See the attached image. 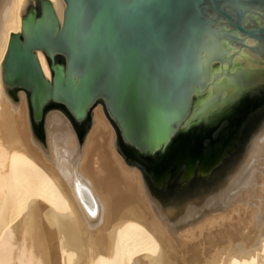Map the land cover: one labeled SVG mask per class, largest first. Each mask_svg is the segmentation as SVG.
I'll return each mask as SVG.
<instances>
[{
  "label": "water",
  "instance_id": "obj_1",
  "mask_svg": "<svg viewBox=\"0 0 264 264\" xmlns=\"http://www.w3.org/2000/svg\"><path fill=\"white\" fill-rule=\"evenodd\" d=\"M61 1L19 4L1 53L6 96L25 95L45 155L61 112L81 155L101 103L170 232L224 214L264 152V0ZM246 118L240 146L212 152ZM214 131L218 143L202 147Z\"/></svg>",
  "mask_w": 264,
  "mask_h": 264
},
{
  "label": "bare ground",
  "instance_id": "obj_2",
  "mask_svg": "<svg viewBox=\"0 0 264 264\" xmlns=\"http://www.w3.org/2000/svg\"><path fill=\"white\" fill-rule=\"evenodd\" d=\"M19 4L0 0V264H264V152L230 208L189 223L181 237L157 214L137 170L124 166L102 104L81 155L62 112L50 122L45 155L25 95L16 105L1 77Z\"/></svg>",
  "mask_w": 264,
  "mask_h": 264
},
{
  "label": "flooded vegetation",
  "instance_id": "obj_3",
  "mask_svg": "<svg viewBox=\"0 0 264 264\" xmlns=\"http://www.w3.org/2000/svg\"><path fill=\"white\" fill-rule=\"evenodd\" d=\"M250 112L254 113L255 110L250 111ZM252 122L253 121L247 120V118L243 119L242 121L240 120V124H239L238 130H237L238 133L230 135L221 147L218 145V148L216 150H213L212 152H234L236 150V148H238L240 146V144L243 141V138L246 136V134L251 129ZM215 136L216 135H215V131H214V132L209 134L208 138H204L202 141H200L199 144L202 147H207L208 145L212 146L215 144V142L218 143L216 141L217 138Z\"/></svg>",
  "mask_w": 264,
  "mask_h": 264
},
{
  "label": "snow or ice",
  "instance_id": "obj_4",
  "mask_svg": "<svg viewBox=\"0 0 264 264\" xmlns=\"http://www.w3.org/2000/svg\"><path fill=\"white\" fill-rule=\"evenodd\" d=\"M161 141H156L155 143H153L152 145H151V147L152 148H155L156 147V145L158 144V143H160Z\"/></svg>",
  "mask_w": 264,
  "mask_h": 264
},
{
  "label": "rangeland",
  "instance_id": "obj_5",
  "mask_svg": "<svg viewBox=\"0 0 264 264\" xmlns=\"http://www.w3.org/2000/svg\"><path fill=\"white\" fill-rule=\"evenodd\" d=\"M98 104H100L101 105V103H98ZM62 113H65V112H62ZM71 123V122H70ZM30 126H31V130H32V124H30ZM36 138V137H35Z\"/></svg>",
  "mask_w": 264,
  "mask_h": 264
}]
</instances>
